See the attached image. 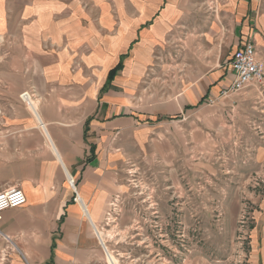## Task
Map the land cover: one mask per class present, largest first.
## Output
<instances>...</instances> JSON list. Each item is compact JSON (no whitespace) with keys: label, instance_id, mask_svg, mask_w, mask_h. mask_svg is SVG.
Listing matches in <instances>:
<instances>
[{"label":"crops","instance_id":"obj_1","mask_svg":"<svg viewBox=\"0 0 264 264\" xmlns=\"http://www.w3.org/2000/svg\"><path fill=\"white\" fill-rule=\"evenodd\" d=\"M216 1L221 13L182 54L190 74L214 73L167 101L149 78L162 69L155 60L178 0H0V192L27 198L1 214L0 264H108L97 231L122 191L121 171L175 160L195 134L208 144V116L189 111L229 84L232 54L245 44L264 68V0ZM185 111L181 124L162 115Z\"/></svg>","mask_w":264,"mask_h":264},{"label":"rangeland","instance_id":"obj_2","mask_svg":"<svg viewBox=\"0 0 264 264\" xmlns=\"http://www.w3.org/2000/svg\"><path fill=\"white\" fill-rule=\"evenodd\" d=\"M219 12L216 0H178L177 25L155 60L162 69L149 78L154 94L168 101L191 79L214 73L210 65L190 74L182 54L187 40L202 37ZM226 76L230 82L221 93L189 111L208 116L207 127L197 120L209 134L207 145L195 134L200 143L177 146L175 160L121 171L122 191L99 228L118 264H264V86L224 95L232 70ZM187 113L162 115L181 124Z\"/></svg>","mask_w":264,"mask_h":264},{"label":"built area","instance_id":"obj_3","mask_svg":"<svg viewBox=\"0 0 264 264\" xmlns=\"http://www.w3.org/2000/svg\"><path fill=\"white\" fill-rule=\"evenodd\" d=\"M230 66L233 73V80L229 88L223 91L224 95L239 93L249 85L257 83L264 84V68L256 59V51L253 44H245L237 49L231 57ZM23 102L33 106L31 96L28 92L21 96ZM75 190L74 181L70 182ZM27 203L25 193L19 188H12L0 192V217L1 214L10 209L23 207Z\"/></svg>","mask_w":264,"mask_h":264},{"label":"bare ground","instance_id":"obj_4","mask_svg":"<svg viewBox=\"0 0 264 264\" xmlns=\"http://www.w3.org/2000/svg\"><path fill=\"white\" fill-rule=\"evenodd\" d=\"M33 107H34V106H33ZM32 109H33V108H32ZM41 124H42V123H41ZM97 232H98V235H99L101 241L104 242L105 237H104V239H103V235H102L101 231L98 230ZM103 244H104V243H103ZM104 246H105V245H104ZM105 250H106V252H107V258H108L109 263H110V264H118V260H117L113 255H111V254L108 252V250H107L106 247H105Z\"/></svg>","mask_w":264,"mask_h":264},{"label":"trees","instance_id":"obj_5","mask_svg":"<svg viewBox=\"0 0 264 264\" xmlns=\"http://www.w3.org/2000/svg\"><path fill=\"white\" fill-rule=\"evenodd\" d=\"M121 68H122V63H120V64L118 65V67H117L115 70H113V71L111 72V74H110V78H112V77L115 75V73H116L117 71H119Z\"/></svg>","mask_w":264,"mask_h":264}]
</instances>
